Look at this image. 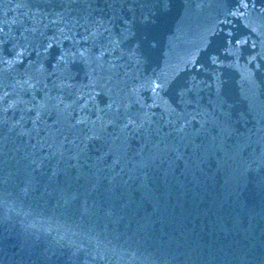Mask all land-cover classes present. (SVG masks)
Segmentation results:
<instances>
[{"label": "water", "instance_id": "1", "mask_svg": "<svg viewBox=\"0 0 264 264\" xmlns=\"http://www.w3.org/2000/svg\"><path fill=\"white\" fill-rule=\"evenodd\" d=\"M0 264H264V0H0Z\"/></svg>", "mask_w": 264, "mask_h": 264}]
</instances>
